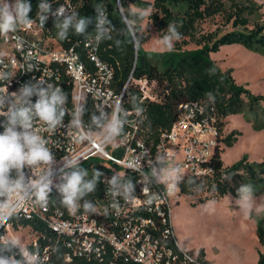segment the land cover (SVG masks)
<instances>
[{
	"label": "built area",
	"instance_id": "obj_1",
	"mask_svg": "<svg viewBox=\"0 0 264 264\" xmlns=\"http://www.w3.org/2000/svg\"><path fill=\"white\" fill-rule=\"evenodd\" d=\"M60 6L69 13L75 10L69 0L57 8ZM18 38L22 42L19 47ZM84 47L88 64L73 46L65 48L54 38L43 36L33 21L18 25L15 32L0 34V73L8 74V79H0V96H10L41 78L43 86L51 83L62 91L70 86L62 127L50 131L43 122H33L54 157L48 203L41 206L34 200L26 201L16 216L0 224V235L19 238L30 251L39 252L43 264H202L196 251L177 242L172 198L180 195V184L186 176L198 178L209 172L203 165L217 143L216 117L209 115L199 101L183 102L170 126L154 140L146 136V113L138 115L136 108L124 109L128 113L126 122L113 141L102 143L100 130L83 117L84 131L91 133L92 139L79 141L77 130L67 127L77 106L84 105L88 97L95 115L100 111L111 115L118 102L122 105L124 93V89L115 91L113 68L99 58L97 44L85 42ZM128 81L136 85L140 101L162 100L155 79H135L130 74ZM31 99L34 103L37 97ZM5 122L6 113L0 112V132ZM66 156L79 157L80 163L98 158L103 166L99 178L102 192L93 203L94 212L85 211L81 202L74 212L53 204ZM158 157L164 158L163 167L180 169L181 180L173 192L152 176ZM46 168L40 165L33 172L38 175ZM24 171L26 176H33L31 168ZM116 174L122 184L132 183L134 193L131 199L116 197L118 206L113 207L108 181ZM151 196L156 198L149 204Z\"/></svg>",
	"mask_w": 264,
	"mask_h": 264
},
{
	"label": "trees",
	"instance_id": "obj_2",
	"mask_svg": "<svg viewBox=\"0 0 264 264\" xmlns=\"http://www.w3.org/2000/svg\"><path fill=\"white\" fill-rule=\"evenodd\" d=\"M65 0H45L51 4L55 12L60 3ZM74 6L77 18H90L83 34H76L70 29L67 39H59V29L55 27L60 19L49 15L47 21L41 24L38 7L41 0H28L31 4L29 17L41 28L42 35L54 38L62 47H71L79 53L80 59L88 64L85 42L97 44V55L108 63L114 72L113 86L115 91L124 89L122 96L123 109L139 107L146 113L145 124L148 127V139H156L161 130L167 129L176 118L179 104L187 101H199L209 115L216 117L217 143L210 160L204 163L209 172L200 177L186 176L180 184V195L192 194L198 191H207L214 198L230 193L238 196L237 190L241 187L238 179L248 183L256 182L264 174V160L261 162L239 161L224 166L221 159L223 142L231 146L235 137L222 136L224 120L231 114L252 109L264 95L252 94L247 88L238 84L231 74V69H221L210 58L223 44L239 43L244 47L264 52V20L259 19L262 5L256 0H69ZM130 4L140 8H149L145 16L142 12H133ZM104 12L111 21L110 39L97 42L96 17L98 11ZM147 17L158 36L162 39L168 33V26L175 25L180 34V42L168 50L148 51L142 47L145 41L140 31L139 20ZM220 18L223 31L204 30L202 24L207 20ZM192 42L197 48L186 50L182 45ZM132 78L146 76L155 79L157 89L163 93L160 102L140 101L136 85L128 81ZM128 81V82H127ZM70 102V86L63 91ZM83 118L91 121L94 112L90 99L84 102ZM123 118V115H122ZM79 167L87 170L86 179L91 180L96 171L101 173L103 166L98 158H91L79 163ZM242 172V173H240ZM243 174V175H242ZM102 192L100 179L96 190L87 194L84 200L94 203ZM53 204L64 206L58 191L53 193ZM204 201V200H203ZM257 239L264 249V223L259 221L256 228ZM202 264L204 249L197 251ZM257 264H264V254L258 251Z\"/></svg>",
	"mask_w": 264,
	"mask_h": 264
},
{
	"label": "clouds",
	"instance_id": "obj_3",
	"mask_svg": "<svg viewBox=\"0 0 264 264\" xmlns=\"http://www.w3.org/2000/svg\"><path fill=\"white\" fill-rule=\"evenodd\" d=\"M40 22L45 23L49 15L60 19L55 27L59 29V39H67L69 30L76 34H83L92 22L90 18H77L75 12H67L63 6L52 11L51 4L41 0ZM96 17L97 42L110 39L111 21L104 12L97 9ZM31 4L28 0H15L14 4L6 2L0 6V34L7 35L15 32L18 25L32 23L29 13ZM180 34L175 25L168 26V33L161 43L171 48L173 40H179ZM22 43L18 38V47ZM0 79H8L7 73H0ZM41 78L36 84H25L17 92L0 96V112L6 113V122L3 132H0V224L6 223L18 214L24 203L34 200L41 206H46L53 187L52 165L54 157L46 146L47 141L34 128V120L43 122L47 129L54 131L63 126V119L67 113L65 107L67 96L61 88L48 83L44 85ZM36 96L35 102L32 97ZM7 109L6 111L4 109ZM84 106L78 105L72 113V119L67 127L77 130L76 139L79 141L91 140V133L84 131ZM139 115L142 109H135ZM123 113V117L121 116ZM128 113L118 102L111 115L100 111L99 115H92L91 125L99 129L102 143L111 142L123 130ZM163 157H158L156 165L152 168L155 182L164 183L169 192L175 191L181 180L180 169L176 167H163ZM79 157L63 158V167L60 169L61 182L55 187L61 196V203L74 212L83 198L96 190L97 181L102 173L96 171L91 180L86 179L87 170L79 167ZM40 165L47 168L40 174H34L33 169ZM31 168L33 176H26L24 169ZM14 173V175H13ZM109 190L114 198L113 207L118 206L116 197L133 198L134 186L132 183H121L116 174L108 181ZM147 191V189H144ZM236 203L245 215L250 214L253 208V193L250 185H242L238 190ZM155 196L148 199L150 204ZM85 211L94 212L95 207L91 201L84 200ZM19 256V258H17ZM0 264H43L38 251H30L19 238L0 235Z\"/></svg>",
	"mask_w": 264,
	"mask_h": 264
},
{
	"label": "rangeland",
	"instance_id": "obj_4",
	"mask_svg": "<svg viewBox=\"0 0 264 264\" xmlns=\"http://www.w3.org/2000/svg\"><path fill=\"white\" fill-rule=\"evenodd\" d=\"M261 3V15L264 20V0ZM6 0H0L3 5ZM14 4L15 0H7ZM133 12H142L145 16L149 8H140L130 4ZM141 32L145 36L142 47L148 51H163L169 48L161 43L150 20H139ZM204 30L223 31L220 18L207 20L202 24ZM179 40H173L174 48ZM198 45L187 42L183 49L191 50ZM210 58L221 69H231L236 82L247 88L252 94L264 95V52L250 50L239 43L223 44ZM221 135H232L236 139L231 146L220 143L221 159L224 166L241 160L261 162L264 160V101L252 109L231 114L224 120ZM242 173V172H240ZM243 175V174H242ZM239 183L246 185L238 179ZM253 193V208L245 215L236 203L238 196L227 193L214 198L209 192L198 191L192 194L178 195L172 198V220L175 236L181 246L190 251L199 248L206 250L212 264H257L258 251L264 249L258 242L256 228L259 221L264 223V174L253 183H248ZM204 200V201H203Z\"/></svg>",
	"mask_w": 264,
	"mask_h": 264
},
{
	"label": "crops",
	"instance_id": "obj_5",
	"mask_svg": "<svg viewBox=\"0 0 264 264\" xmlns=\"http://www.w3.org/2000/svg\"><path fill=\"white\" fill-rule=\"evenodd\" d=\"M172 224H173V220H172ZM173 229H174V233H175V228H174V226H173ZM176 237V236H175ZM177 239V238H176ZM177 242H178V240H177ZM178 244L180 245V243L178 242ZM181 246V245H180ZM182 248H185V247H183V246H181ZM204 259H205V261L207 262V264H212V261H211V259L208 257V254H207V252H206V250L204 249Z\"/></svg>",
	"mask_w": 264,
	"mask_h": 264
}]
</instances>
